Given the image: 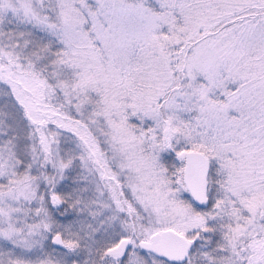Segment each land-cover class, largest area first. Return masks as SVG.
<instances>
[{"label":"snow or ice","instance_id":"obj_1","mask_svg":"<svg viewBox=\"0 0 264 264\" xmlns=\"http://www.w3.org/2000/svg\"><path fill=\"white\" fill-rule=\"evenodd\" d=\"M0 264H264V0H0Z\"/></svg>","mask_w":264,"mask_h":264}]
</instances>
